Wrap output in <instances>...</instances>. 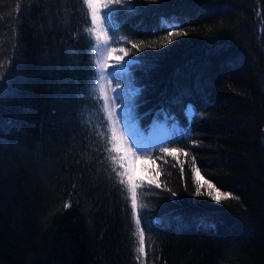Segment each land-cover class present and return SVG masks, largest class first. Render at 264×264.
Masks as SVG:
<instances>
[{
  "label": "trees",
  "instance_id": "16d2710c",
  "mask_svg": "<svg viewBox=\"0 0 264 264\" xmlns=\"http://www.w3.org/2000/svg\"><path fill=\"white\" fill-rule=\"evenodd\" d=\"M108 8L126 37L108 32L112 47L139 61L141 130L169 131L149 148L155 181L136 189L146 264H264V0ZM91 27L82 0H0V264H137L131 192L90 97ZM192 157L235 198L194 195Z\"/></svg>",
  "mask_w": 264,
  "mask_h": 264
},
{
  "label": "snow or ice",
  "instance_id": "6c2138e0",
  "mask_svg": "<svg viewBox=\"0 0 264 264\" xmlns=\"http://www.w3.org/2000/svg\"><path fill=\"white\" fill-rule=\"evenodd\" d=\"M117 4L120 3V0H115ZM155 2V0H153ZM82 3L87 5L88 10H90L91 13V24L93 27L86 28L85 33L82 35H86L89 44L93 43V37L95 38V47L91 48V52H95L96 48L99 47V42L101 40L100 33L96 29L97 21L101 18L100 17V9L101 8H107L108 10L103 13V19L105 22V27L107 28L108 32L112 33L113 37H118L116 39H113V43H119L121 39H126L124 36H118V25L115 23V16L118 12L121 11L119 8H108V4H97L94 2V0H82ZM175 18H172L171 20L168 19H161L160 20V27L164 28L165 30H169L173 27H179V25L174 23ZM186 33H179L177 32L176 35H181ZM172 35L171 31H168V36L170 37ZM166 43L162 44V47H166L167 43H171V39L165 38ZM107 43V39L104 41ZM133 48H138V45L133 44ZM112 51H116L115 49H112ZM121 52H124V56H128V52L125 51L123 48L120 49ZM116 60L119 62L123 60L122 63H119L118 67H113L110 72L105 73L104 66L101 61V59H96L94 64V72H93V83L99 85V94L97 95V90L94 88L90 92V97L95 96L96 104L98 107L99 112L101 113V120H103V112L108 110V104H109V98L104 91L103 87V80L106 77H110L112 80L116 81L117 85H123L119 91H115L114 98L112 99V103L119 102L123 107L121 110L117 113H115L116 122L122 126L123 133L128 137L131 149H135L136 152H147L149 150V146L145 145V141L149 138H151V135H154V133L149 134V136L146 137L145 132L141 130L139 120L140 117L136 114V108H137V102L139 97L141 96L143 89L141 87H138L135 81V78L131 75L129 72V68L132 64H138V60H134L132 58H129L127 60H124L123 57H116ZM103 96L104 103L100 104V97ZM187 114L192 113V107L191 105L188 106L186 109ZM113 119V113H109L108 120ZM104 123H107V121H104ZM112 140H116V130L113 129L112 131ZM172 143L178 142V141H170ZM150 147H157V145H151ZM114 151H121L119 147L113 146ZM165 152H167L169 155H175L177 154L176 149H172L171 152H169L168 149H164ZM187 155V153H184ZM113 160H115V157H112ZM193 160V167H192V173L194 175L196 188L194 195L201 196V195H207L212 201H215L216 203H220L222 200L225 199H231L235 198L232 197L231 193H222L214 184L211 183V181L206 180L201 175L199 169L195 166V157H192ZM121 167H124L123 164L120 165ZM183 170V166H181V171ZM118 176H122L123 173H117ZM201 180H203V184L201 183ZM120 183L123 184L124 180L121 179ZM149 183H153V181H149ZM157 187L160 185L157 184ZM206 186V189H205ZM202 189H205L202 191ZM129 191L131 192V208L133 214L136 216L135 219V225L137 232L134 233V235H138V247L134 249V251L138 254L137 260L141 261V258H146V248H145V234L143 229L141 228V218L139 215H136L137 210V200H136V185H134L131 182V177H129ZM175 195V193H173ZM238 199V198H237ZM65 207H68L66 204Z\"/></svg>",
  "mask_w": 264,
  "mask_h": 264
},
{
  "label": "rangeland",
  "instance_id": "374dc122",
  "mask_svg": "<svg viewBox=\"0 0 264 264\" xmlns=\"http://www.w3.org/2000/svg\"><path fill=\"white\" fill-rule=\"evenodd\" d=\"M97 4H111V0H94ZM103 10L104 8L100 9V19L97 21V25L95 26L97 31L100 33L101 40L99 42V47L96 48L94 52V58L101 59L104 71L105 73L110 72V69L113 67H118L119 63H122L123 60L117 61L116 57H123L124 60H127L126 56H124V52H121L120 49L122 46H119L117 48H113L111 44V40L109 37V33L107 28L105 27V22L103 19ZM93 27V25H92ZM105 39H107V43H105ZM94 40V47H95V38ZM112 49H115L116 51H112ZM130 71V68H129ZM103 87L104 91L106 92L108 98H109V104H108V110L106 111L107 116L109 113H113V119L108 120L109 124V130H111V133L113 129L116 130V140H112V148L115 145L116 147H119L121 151L117 152L113 150V156L115 157V160L117 164L121 165L123 164L124 167H121V173H123L122 176H124V179L127 181L129 185V177H131V182L136 185V189L138 185L141 183H149V181H155L156 179V173L152 167V163L148 159V155L150 152V149L147 152H136L135 149H131V144L128 139V137L123 133L122 126L116 122L115 113L119 112L123 105L119 104V106H116V103H112V99L114 98V92L111 85V78L106 77L103 80ZM97 93L99 92V85L97 84ZM103 98V96H101ZM104 100V99H103ZM154 135H151V138L147 139L144 143L146 146L155 145L160 138H164V135L169 136V131L167 127L163 124L158 125L154 130L150 133ZM147 137V136H146ZM203 182V180H202ZM138 247V246H137ZM138 255V254H137ZM146 258H141V261H137V264H146Z\"/></svg>",
  "mask_w": 264,
  "mask_h": 264
}]
</instances>
